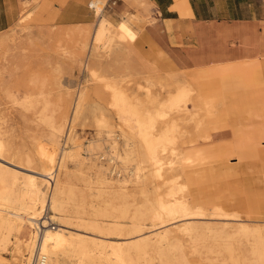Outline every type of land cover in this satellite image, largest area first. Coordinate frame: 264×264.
Here are the masks:
<instances>
[{"label":"bare ground","instance_id":"bare-ground-1","mask_svg":"<svg viewBox=\"0 0 264 264\" xmlns=\"http://www.w3.org/2000/svg\"><path fill=\"white\" fill-rule=\"evenodd\" d=\"M137 2L145 10L152 6ZM91 4L100 16L101 4ZM79 33L77 51L69 55L80 63L81 53L89 50L85 69L105 91L103 106L90 103L86 90L79 89L67 118L70 84H57L63 101L57 106L41 81L31 80L30 95L2 90L31 114L36 131L32 154L13 150L0 133V264H15L2 256L10 243L16 264H192L188 253L207 262L264 264V222L241 219L220 206L195 205L173 183L174 159L182 168L194 164L181 144L170 147L179 131L176 118L193 121L196 131L206 126L219 135L218 127L225 125L216 119L215 95L207 89L195 94L173 76L165 88L152 91L149 78L124 87V77L131 74L101 73V58L114 50L134 52L137 33L128 19L113 24L100 16L91 36L87 28ZM87 109L96 137L83 156L74 126ZM72 177L82 184L71 183Z\"/></svg>","mask_w":264,"mask_h":264},{"label":"rangeland","instance_id":"rangeland-1","mask_svg":"<svg viewBox=\"0 0 264 264\" xmlns=\"http://www.w3.org/2000/svg\"><path fill=\"white\" fill-rule=\"evenodd\" d=\"M36 1L0 0V133L10 148L28 154H32L34 150L31 138L36 131L34 118L6 99L2 90L13 88L30 95L34 93L31 89V80L41 81L48 100L57 106L62 101L57 84L65 86L70 84L67 118L79 89L86 90L90 103L103 106L105 91L103 92L100 87L101 83L88 77L85 69V64L91 59V56L88 59L89 50L81 53L80 63L76 62L75 57L69 55V52L77 51L75 39L79 37L82 29L87 28L91 36L100 16L113 24L117 23L116 20L109 18L110 8L105 10V0H96L101 4V13L100 16L95 15V19L88 24L34 25L27 21V18ZM93 8L95 10V7ZM178 10L183 11V8L179 7ZM123 66L130 67L128 72ZM101 69V73L107 76L131 74L124 77L122 82L124 87L146 84L144 79L149 78L150 84L152 82L150 89L158 91L160 86L165 88L167 83L165 80L169 81L173 76L174 81L189 84L195 94L205 92L206 89V92L213 93L216 98L212 107L218 109L216 119L223 122L225 128L218 127L219 135H214L206 126L196 131L193 121H181L176 118L180 132H177L178 135L170 147L177 149L181 144L189 159L194 160V164L187 167L184 165L182 168L179 160L174 159L176 161L172 166L178 175L175 176L176 180L173 183L177 182L181 189L180 193L189 196L195 205L220 206L227 212L237 213L241 219L264 222V113L257 114L248 106L253 99L259 98V94H244L239 84H232L233 94L225 97L221 95L226 91L223 84H219V87L214 82L209 83L210 85L201 84L204 80L196 78L192 71L161 73L152 66H145V62L135 52L126 54L114 50L112 56L101 58ZM92 114L87 109L85 118L74 126L76 134L80 135L81 153L85 156H88L85 153V146L89 140L96 137ZM204 120L207 123L214 121L213 117ZM198 136L201 138L197 139ZM71 168L72 165L68 164V169ZM71 183L81 185L82 181L72 177ZM46 212H48L46 215H50L48 210ZM54 226L56 223L52 224V227ZM11 248L10 243L2 256L7 263L16 264L18 259L11 258L13 254ZM188 254L192 264H221L219 260L207 262L196 255Z\"/></svg>","mask_w":264,"mask_h":264},{"label":"crops","instance_id":"crops-1","mask_svg":"<svg viewBox=\"0 0 264 264\" xmlns=\"http://www.w3.org/2000/svg\"><path fill=\"white\" fill-rule=\"evenodd\" d=\"M147 1L152 3L147 10L137 0L104 3L109 18L118 21L123 15L136 30L132 48L145 66L161 73L192 71L204 80L201 84H223L225 97L233 94L232 84H239L244 94H259L248 106L264 113V0ZM90 3L37 0L27 21L38 26L88 24L95 19Z\"/></svg>","mask_w":264,"mask_h":264},{"label":"built area","instance_id":"built-area-1","mask_svg":"<svg viewBox=\"0 0 264 264\" xmlns=\"http://www.w3.org/2000/svg\"><path fill=\"white\" fill-rule=\"evenodd\" d=\"M89 7L95 12L94 8L92 7V4H89Z\"/></svg>","mask_w":264,"mask_h":264}]
</instances>
